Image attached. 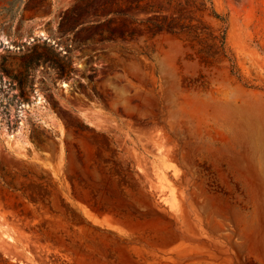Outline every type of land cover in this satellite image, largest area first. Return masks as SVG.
<instances>
[{"label": "rangeland", "instance_id": "1", "mask_svg": "<svg viewBox=\"0 0 264 264\" xmlns=\"http://www.w3.org/2000/svg\"><path fill=\"white\" fill-rule=\"evenodd\" d=\"M252 109L264 0H0V264H264Z\"/></svg>", "mask_w": 264, "mask_h": 264}, {"label": "bare ground", "instance_id": "2", "mask_svg": "<svg viewBox=\"0 0 264 264\" xmlns=\"http://www.w3.org/2000/svg\"><path fill=\"white\" fill-rule=\"evenodd\" d=\"M246 112L248 113V117H246L244 120H249L246 134L249 136V139L255 138L257 140L256 142H259L261 138H264V126L257 122V115L259 111L246 110ZM257 152L263 154L264 150L257 151L255 149L254 153Z\"/></svg>", "mask_w": 264, "mask_h": 264}, {"label": "trees", "instance_id": "3", "mask_svg": "<svg viewBox=\"0 0 264 264\" xmlns=\"http://www.w3.org/2000/svg\"><path fill=\"white\" fill-rule=\"evenodd\" d=\"M211 9H212V12H213L216 16H220L219 13H217L212 7H211ZM61 69L63 70L64 68L62 67Z\"/></svg>", "mask_w": 264, "mask_h": 264}]
</instances>
